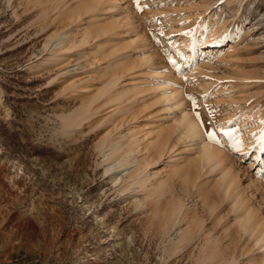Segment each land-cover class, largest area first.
<instances>
[{
  "label": "rangeland",
  "instance_id": "rangeland-1",
  "mask_svg": "<svg viewBox=\"0 0 264 264\" xmlns=\"http://www.w3.org/2000/svg\"><path fill=\"white\" fill-rule=\"evenodd\" d=\"M62 1L65 3L59 6L55 0H0V264H264L262 251L253 237L241 231L232 201L218 187L219 167L211 170L205 166L198 171L190 165L194 184L186 182L182 172H171V155L182 160L189 154L182 143L154 159L147 188L158 183L161 188L156 191L162 190L163 184L165 190L176 187L174 193L182 201L187 222L183 219L163 233L159 218L152 217L149 210L152 199L148 198L147 189L130 175L131 164L120 172L126 180H112L106 168L118 154L105 158L104 153L118 141L126 148L132 139L128 134L132 125H139L143 134L150 127L146 124L148 109H133V115L129 111L117 113L118 104H108L109 97L105 95L92 106L99 108L97 113L79 117L83 102L92 100L106 81L109 73L105 66L110 57L102 53L92 56L93 51L88 54L96 45L93 40L85 49L81 44L73 47L67 40L70 49L64 59L59 63L48 60L49 54L43 48L48 35L56 30L57 36L62 37L60 31L68 25L79 41L89 21L88 14L76 16L75 21L69 15L61 19L60 11L75 3ZM194 1V10L185 12L191 15H186V19L192 22L197 18L190 12L201 11L195 15L201 19L195 25V30L200 27L197 35L203 23L212 28L216 20L234 31L233 39L219 51H232L235 58L222 59L224 53L216 51L197 59L198 64L208 60L205 74L215 82L209 89L201 85L203 78L192 72V60L183 50L185 35L176 31L174 23L168 25L167 16L160 13L154 0H139V6L137 0H120L109 16L132 22V30L123 28L122 40L127 42L133 37L138 45L125 52L135 57L141 50L154 54L162 72L161 81L179 90L185 106L206 132L216 133V140L211 141L224 160L233 161L231 168L237 175L240 194L261 225L259 230H264V151L258 153L247 147L246 154L237 153L238 147L246 145L242 116L246 104L238 102L228 107L218 102L215 95L216 84L229 89L234 80L232 73L239 69L258 77L253 80H260L262 96L258 100L264 102V0ZM100 11L95 14L97 19L108 16ZM154 12L158 21L153 20ZM61 69L66 73L61 74ZM92 72L95 79L83 93L79 86ZM126 82L120 85L127 87ZM190 97L195 98V104ZM239 105V114L229 116ZM225 131L232 134L226 136ZM141 145L134 149L136 159L146 154ZM144 163H140L141 168ZM185 227H193L192 239L182 250H172L171 242L179 239V228ZM197 227L205 229L199 232ZM206 234L220 239L219 251L213 256L201 253Z\"/></svg>",
  "mask_w": 264,
  "mask_h": 264
},
{
  "label": "bare ground",
  "instance_id": "bare-ground-1",
  "mask_svg": "<svg viewBox=\"0 0 264 264\" xmlns=\"http://www.w3.org/2000/svg\"><path fill=\"white\" fill-rule=\"evenodd\" d=\"M154 1L157 4V8L160 11V13H163L164 17L167 16L165 19H168L167 22L168 25L169 22L174 23V25L177 26L176 31H178V33L185 35V37L183 38L184 39L183 42L185 41L184 42L185 47L183 48V50L186 53L187 57H189V60L190 61L192 60V65H191L192 72L196 76L200 75V77L203 78V82L201 83V85H203L205 89L211 88L213 86L212 84H214L215 82L212 81L213 82L212 83L211 80L205 74L206 67L204 65L207 63L208 60L204 64L202 63L198 64L197 59L199 60L203 59L212 52L216 53V51L218 52L220 48L225 47L226 43L230 42L233 39L234 31L232 33L231 29H229L227 26L224 25L222 26L218 20H216L217 22L215 21L216 23L213 24L212 28L211 26H208L209 23L202 24L203 21H201L202 30L199 31L200 33L197 35V32L200 27L197 26L198 30L197 28L195 30V25L197 24L196 23L197 20L198 21L201 20L198 19L199 16L198 17L195 16L197 15L196 12L198 10L195 9L197 10L195 13L194 11L193 13L190 12V14L192 15L195 14L193 15V17L197 18V20L192 22L190 21L191 19H186L189 14L187 15L185 12L188 9L194 10L192 9L194 7L192 5L193 0H154ZM62 2L65 3L62 0H55V3L59 6L62 4ZM119 4H120V0H75L74 6L72 8L66 10L62 9L63 11H60L61 9L59 10L60 11L59 17L61 19L63 18L66 19L67 18L66 15H69L70 18L72 17L71 19L74 20L73 18H78L76 16L83 17L82 14H88L89 21L84 26L82 38L79 39L78 41V39L73 35V32L70 31L69 26L64 25L60 31L64 36L62 37L57 36V31L54 30L56 32L53 31L50 35L47 36L43 46L44 51H46L49 54L47 56L48 60H52L58 63L64 59V57L66 56V52L70 49V47H67V43H66L67 40H69L71 46L74 47V45L76 46L78 44H81L82 45L81 47L84 49L87 46H90L91 45L90 43L93 40V43H95L96 45L94 44L95 45L94 46L92 44L94 48L90 49L88 54H90V52L93 51L92 53H94L95 55L92 56H96V55L98 56V54L102 53L104 57L105 56L110 57V59L107 62V65L105 66V69L107 70V74L109 73L108 76L106 75L107 78L105 77L106 81L102 80L105 82L99 89H97V92H95L92 100L88 102H83L80 110H78L79 114L77 113L79 117L82 116L84 119V117L86 118L91 117L92 112L97 113L96 110H98L99 108L96 106H94L96 108H93L92 106L95 102L101 101L100 98H102L105 95H108L107 97H109L108 102L106 100L108 104L112 102H116L118 104V106H116L117 108L115 109L116 110L115 112L117 113L129 111L130 114L133 115L136 110L139 111L141 109H146V108L148 109L147 112L145 113L146 124H149L150 127L144 130V133L141 134L143 129L139 127V125L138 126L132 125L128 133L130 137H132V139L129 141L126 148L125 147L123 148V145L119 141L116 143L115 140L114 141L116 143L115 146L109 148L108 152L104 153L105 158L111 157L114 154H118V157L114 159L112 162H110V164L107 166L106 171L111 174L112 180L115 183H117L125 179L124 178L125 176L123 175L124 173L120 175V172L127 169V166H129L130 164L132 165L131 167L133 169L130 171L131 174L130 173L129 174L134 178V180L138 182V184L141 187L147 189L148 198L150 200L152 199L149 205V210L151 213H153L152 217L155 216L159 218V225L161 227V230L163 231V233H166L171 229L172 226L182 222L183 219L185 220L187 217V213L186 212L183 213L184 207L182 201L174 193L176 187L175 188L172 187L170 189L166 188L165 190L164 187L165 184H163L164 188L162 187V190L156 191L158 188H161L160 183L154 184L150 182L152 183V185L153 184L154 185L151 188H147L148 182L150 181L149 168L150 166H152L153 162H155L154 159L161 158L159 156H163L164 154H167L170 151H174L178 143L179 142L182 143V147L185 149V151H188L189 154H187L182 160L178 158L176 155H171L172 158V160L170 161V166L172 167V169H170L171 172L173 171L174 175L175 173L179 174V171L180 173L182 172L184 178L187 180L185 181L194 184L196 179H193L192 176H190V173L191 175L193 174V172L190 171L191 168L193 169V166L196 167L198 171L200 169H203L205 166H208V168H211V170L213 168L217 169V167H219L220 173H219V178L217 180L218 187L226 196V198H229L232 201L234 211L237 212L236 213L237 223L239 224L241 231L244 234L253 237V240L255 241L256 245L258 246L260 251H262L261 256L264 261V230L261 229H260L261 231L259 230L260 228L259 226L261 225L256 221L255 216L252 210L249 208V206L245 204L246 202H244L243 195L240 194V191L238 189L237 175L234 174L235 171L233 172L232 170L233 161L231 159H226L228 160V162L227 163L224 162L226 161L224 160L225 158H223V156L219 153L220 151L218 152L214 143L205 135L206 131L202 126V124L185 106V103L182 100L183 97L181 98L179 90H176L177 88L176 89L173 88L169 84V82L161 81L160 78L162 76V72L159 69V66L157 65L154 54L148 52V50H141L138 53L139 55L135 57L134 55H131L129 51L125 52V49L129 47L132 48V50L136 49L138 44L136 45L137 40L133 37H130L129 40L127 39V42H123L122 40L123 28H128V30L129 29L132 30L134 28V25L132 24L131 21H128L126 19L127 22H124L123 21L124 18H119L112 15L109 16L110 12L112 14V11L116 9L119 6ZM100 10H103L105 14H108V16H106L104 19L101 17L102 19L100 18L99 20L95 17V14L98 13ZM159 11L157 13H159ZM169 12H173V13H169ZM43 13L45 14V11H43ZM157 13L154 12L153 15L155 16V14ZM197 13L202 14L201 11ZM189 16L191 17V15ZM40 19L43 20L45 18L40 17ZM80 19L82 21V18ZM156 19H157L156 16L153 17V20ZM199 23L200 22H198V25H200ZM112 35L114 37H112ZM235 39L236 38H234V40ZM223 51L222 52L219 51L220 54L224 53L223 55H221L222 59L235 58L233 54H230L232 53V51L231 52L229 50L226 52ZM85 55L87 56V53ZM90 56L91 55H89V57ZM101 56L102 55H100L99 58H101ZM92 58L90 57V59ZM41 61L43 62L44 60ZM42 62L41 63L39 62V64L40 65L44 64ZM45 63H47V61ZM63 70L64 69H61V74L66 73L63 72ZM108 71H111V73ZM93 73L94 72H92V74L89 73L90 77H88L82 83L83 84L82 86H79L81 92L84 93V91H87L91 81L95 79ZM232 74L234 80L233 83L231 82L232 85L229 82L231 85V87L229 86L230 87L229 89H227L228 87L222 86L221 85L222 83L216 84L218 86L217 90L215 91L217 92L215 95L218 96L216 97V100L220 103L222 102L226 104V106L228 107L238 102L246 104V105L244 104L245 105L244 107H246L247 109L245 111L241 110L242 112H245V114L242 115L241 114L242 112L240 113L242 116H244L243 120L246 124L245 127L246 131L243 133L244 136L243 138L245 140L243 144L246 145L238 147L237 153L241 155L246 154L247 147L253 148L255 149L256 152L261 153L262 151H264V102L262 103L258 99L262 96L261 94L262 85L261 83L260 84L258 83L260 82V80H253L254 78H258V77H254L250 74H247V72L245 73L243 72V70L242 71H240L239 69L238 71L234 70ZM71 77L75 78V76H71ZM126 79H128L130 82H126L128 81ZM99 80L101 81V79ZM123 81L128 83L125 84V86L127 87H122L120 85ZM74 84H71L70 86L76 88ZM128 90L130 92L129 93L130 95L127 94ZM130 100L132 101V104H129ZM101 104L103 103L101 102ZM241 107L242 105H239L238 107L235 108L232 107L234 109L236 108L237 109L236 111H234V113L229 114V116L230 115L233 116V114H235V112H238V110L241 109ZM71 115L72 114H70L69 116ZM104 141L106 142L107 140ZM142 143L143 146L141 145ZM140 145L142 146L141 149L144 150V152L147 155L145 154V156L142 159H136L134 158L133 155V153H135L134 149L138 148ZM140 161L142 163H144L145 161V163L143 164L144 166L142 168L140 167V163H141ZM190 165H192L191 168H189ZM157 178L158 177L154 178V181ZM160 178H162V176H160ZM151 189H154V191H152ZM186 220L185 222H187ZM199 227L201 226L199 225ZM192 228L190 227L179 228V232H180L179 239H177L176 241L173 240L170 245L172 250L174 251H176L177 249L179 250V248L181 249V247H183L186 243H188L191 234L193 233V231L191 230ZM201 228H203V225ZM201 228H198L197 231L203 232L205 228L203 230ZM206 235H205L206 236L205 245L202 248L201 253H203V256L205 255L207 257L209 255H212L213 253L217 254V252L219 251L220 239L212 234H206ZM260 262L262 263V261ZM226 263L227 262H225V264Z\"/></svg>",
  "mask_w": 264,
  "mask_h": 264
},
{
  "label": "snow or ice",
  "instance_id": "snow-or-ice-1",
  "mask_svg": "<svg viewBox=\"0 0 264 264\" xmlns=\"http://www.w3.org/2000/svg\"><path fill=\"white\" fill-rule=\"evenodd\" d=\"M137 5L139 6V0H137ZM141 11L143 10V9H140ZM174 65H175V61H173L172 62ZM190 99L193 101V104H195V98H193V97H190ZM197 117L199 118V114L197 113ZM232 133L230 132V131H225L224 132V135H226V136H230ZM205 135L210 139V140H213V141H215L216 140V133L215 132H213V131H208V132H206L205 133Z\"/></svg>",
  "mask_w": 264,
  "mask_h": 264
}]
</instances>
